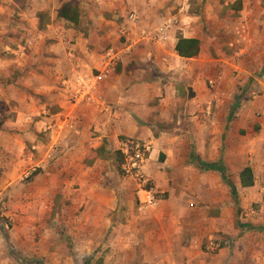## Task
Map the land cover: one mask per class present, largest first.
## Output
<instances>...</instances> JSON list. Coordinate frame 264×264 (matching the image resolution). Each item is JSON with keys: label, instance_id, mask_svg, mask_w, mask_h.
Returning a JSON list of instances; mask_svg holds the SVG:
<instances>
[{"label": "crops", "instance_id": "crops-1", "mask_svg": "<svg viewBox=\"0 0 264 264\" xmlns=\"http://www.w3.org/2000/svg\"><path fill=\"white\" fill-rule=\"evenodd\" d=\"M168 2L0 0L4 33L30 34L0 48V100L14 104V129L48 133L45 143L29 132L36 152L26 160L6 143L24 151V138L0 127V152L18 157L15 170H42L34 176L33 184L44 183L38 192L61 183L102 186L107 199L86 201L96 212L82 219L111 223L96 233L112 228L115 264H264V228L239 234L234 224L237 205L264 201V0L195 1L179 16ZM66 3L80 7L78 23L60 17ZM180 38L198 39L199 55L179 56ZM127 140L147 147L142 171L156 198L166 196L157 207L143 203L142 187L139 201L136 187L123 201L102 185L136 184L117 172ZM190 157L209 171L187 198L179 194L188 184L170 179L192 166ZM246 167L250 187L241 181Z\"/></svg>", "mask_w": 264, "mask_h": 264}, {"label": "rangeland", "instance_id": "rangeland-1", "mask_svg": "<svg viewBox=\"0 0 264 264\" xmlns=\"http://www.w3.org/2000/svg\"><path fill=\"white\" fill-rule=\"evenodd\" d=\"M195 1L196 4L199 2V4L204 5L207 0H169L168 6L174 15L179 16V14L186 12L183 11L182 13V8L186 4ZM5 21L1 20L0 22L1 49H5L8 44L16 47L15 43H20L22 33L29 34L27 29L21 27H15L10 30L11 32L4 33L7 31V27L4 26L6 28L4 29L1 24L5 25ZM83 30L87 29L84 27ZM262 78H264V72L260 75V79ZM208 86H210L209 82ZM248 96L253 100L255 94L249 92ZM241 97L243 96L240 95L237 100L244 99ZM234 111L238 112L237 109ZM15 116L14 104L0 100L1 130L11 137L21 136L24 138L26 146L23 151L20 143L17 144L12 140L6 141V143L15 151L24 152L22 158L28 160L30 156H33V152H36L32 147L34 143L28 139L31 138L29 132H36L37 140L45 143L48 141V133L44 129L41 132L38 131L39 128L36 129L35 126L26 130L25 128L24 130L14 129L10 123L14 121ZM4 124L5 126H3ZM161 127L173 130L176 126L162 123ZM139 144L142 146L143 154L147 157V147L142 142ZM188 144L189 151H194L195 145L191 143V140ZM116 159L118 174L130 178L136 184H102L104 188L110 189V191L119 190L118 198L123 199V201L127 199L124 192L129 188L134 190L136 187L137 190L132 192H134L137 201H139L137 191L141 187L148 190L154 189L155 184L145 172L142 171L145 184H137L141 182L140 178L127 174L123 170L122 165L125 162V156L120 155ZM16 160H18L16 155L0 152V257L2 260L7 259L9 264H99L98 260L103 257L105 264H115L113 244L117 243V239L111 235L112 228L109 232L105 230L103 234L96 233L98 226L111 223L102 220L88 222L86 219H82L83 214L90 215L96 212L94 204L87 205L86 201L107 199L102 186L99 184H62L59 179L61 184H53L54 187L51 191L38 192L44 183L33 184L35 177H32V174L42 170L30 171L28 168L15 170ZM186 163L192 166L183 167L178 174L176 173L175 178L171 173L170 178L173 177V179L171 178L170 182L171 184H188L190 189H183V192L179 194L188 198L192 196V185L200 179V175L206 174L209 168H204L203 164L201 165L194 157H190ZM178 171L179 169H177ZM228 174L230 175V173ZM229 175H227V180H230L231 175ZM157 199L159 202L166 199V196L157 193ZM158 202L154 207L162 204V201ZM263 204L264 201L253 203L248 207L241 205L235 207L234 224L239 234L259 233L264 228ZM115 214L117 211H111L109 216L115 218ZM112 223L115 224V221ZM231 241H226L227 245L232 244Z\"/></svg>", "mask_w": 264, "mask_h": 264}, {"label": "trees", "instance_id": "trees-1", "mask_svg": "<svg viewBox=\"0 0 264 264\" xmlns=\"http://www.w3.org/2000/svg\"><path fill=\"white\" fill-rule=\"evenodd\" d=\"M82 13L78 4L66 3L60 11V17L74 23H78L81 19ZM176 50L181 57L193 58L199 55L201 51V42L198 39L180 38ZM38 172H34L32 177L36 176ZM241 181L244 187L254 185V174L251 167H246L241 173ZM103 259H99L101 264Z\"/></svg>", "mask_w": 264, "mask_h": 264}, {"label": "built area", "instance_id": "built-area-1", "mask_svg": "<svg viewBox=\"0 0 264 264\" xmlns=\"http://www.w3.org/2000/svg\"><path fill=\"white\" fill-rule=\"evenodd\" d=\"M131 19H135V15L129 16ZM125 156V162L122 165L123 170L127 174L135 175L140 178L142 184H145L143 174H142V163L144 162V154L142 152V146L134 140H127L122 142L121 149ZM143 192H145V205H155L158 202L152 189L148 190L142 187Z\"/></svg>", "mask_w": 264, "mask_h": 264}]
</instances>
